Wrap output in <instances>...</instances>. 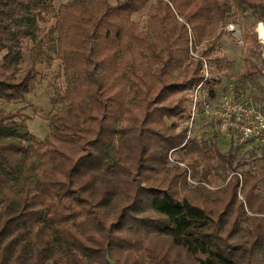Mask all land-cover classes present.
Wrapping results in <instances>:
<instances>
[{
	"label": "trees",
	"instance_id": "1",
	"mask_svg": "<svg viewBox=\"0 0 264 264\" xmlns=\"http://www.w3.org/2000/svg\"><path fill=\"white\" fill-rule=\"evenodd\" d=\"M244 10L264 22V0H0V101L25 98L45 43L67 81L42 140L0 110V264H264V174L174 121L182 92L216 96L203 67Z\"/></svg>",
	"mask_w": 264,
	"mask_h": 264
},
{
	"label": "rangeland",
	"instance_id": "2",
	"mask_svg": "<svg viewBox=\"0 0 264 264\" xmlns=\"http://www.w3.org/2000/svg\"><path fill=\"white\" fill-rule=\"evenodd\" d=\"M67 1L71 0H53V5L57 8ZM109 1L115 3V0ZM148 9L149 4L132 14L131 19L142 26L146 25ZM259 25L263 28L262 36L258 31ZM210 44L211 42L202 44L199 49H204L205 45L210 46ZM44 52L45 55L37 64V81L25 98L22 101L9 103L0 101V110L4 112L19 110L21 114L29 116V119L25 121L26 129L38 140H42L51 133L48 119L60 108L58 99L67 84L64 77L57 76L60 72V60L55 58L46 43ZM26 58L25 52L24 59ZM207 60L206 70L211 73L214 81H217L214 85L216 96L207 97L203 88V91H200L202 101H206L215 110L220 108L224 97L230 95L235 101L250 103L264 114V22H260L256 14L250 10H244L230 17L220 30L218 39L212 43ZM182 94L186 98L185 105L188 108L190 90ZM174 121L179 128L189 126L186 117L174 119ZM190 138L204 140L208 146L216 147L221 153L233 151L234 163L237 161L243 163L238 170L264 174V138H241L240 134L232 128L222 131L214 115H205L201 111L193 120ZM171 158L169 164L177 163L180 167H185L189 162L188 159H183L180 152L171 153ZM201 169L202 165L197 170ZM191 170L188 171L187 181L195 186V180L190 177ZM207 179L209 180L207 187L210 188L223 186L225 182L220 172L209 173ZM256 192L258 194L264 192V178L259 181Z\"/></svg>",
	"mask_w": 264,
	"mask_h": 264
},
{
	"label": "built area",
	"instance_id": "3",
	"mask_svg": "<svg viewBox=\"0 0 264 264\" xmlns=\"http://www.w3.org/2000/svg\"><path fill=\"white\" fill-rule=\"evenodd\" d=\"M203 73L205 77L208 75L206 64H204ZM201 90L203 91L202 84L190 90L187 138H190V128L200 111L205 115H214L222 131L232 128L240 134L241 138H264V114L254 106L250 103L235 101L232 96L228 95L222 100L220 108L214 110L206 101H202ZM169 160H172L171 154H169Z\"/></svg>",
	"mask_w": 264,
	"mask_h": 264
},
{
	"label": "water",
	"instance_id": "4",
	"mask_svg": "<svg viewBox=\"0 0 264 264\" xmlns=\"http://www.w3.org/2000/svg\"><path fill=\"white\" fill-rule=\"evenodd\" d=\"M106 259H107L108 264H115V263L109 258L108 253H107V255H106Z\"/></svg>",
	"mask_w": 264,
	"mask_h": 264
},
{
	"label": "bare ground",
	"instance_id": "5",
	"mask_svg": "<svg viewBox=\"0 0 264 264\" xmlns=\"http://www.w3.org/2000/svg\"><path fill=\"white\" fill-rule=\"evenodd\" d=\"M258 31H259L260 36H262L263 35V28L261 25H259Z\"/></svg>",
	"mask_w": 264,
	"mask_h": 264
}]
</instances>
